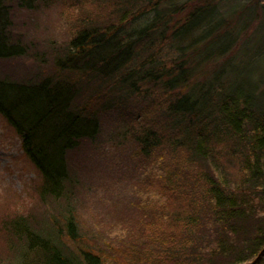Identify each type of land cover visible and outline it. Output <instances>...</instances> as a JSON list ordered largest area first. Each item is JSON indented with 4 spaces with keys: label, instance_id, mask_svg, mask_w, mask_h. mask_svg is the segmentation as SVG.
Returning a JSON list of instances; mask_svg holds the SVG:
<instances>
[{
    "label": "trees",
    "instance_id": "1",
    "mask_svg": "<svg viewBox=\"0 0 264 264\" xmlns=\"http://www.w3.org/2000/svg\"><path fill=\"white\" fill-rule=\"evenodd\" d=\"M54 1L0 0V59L33 61L0 117L36 170L0 264H264V0H66L64 37L12 31ZM106 159L134 186L89 220Z\"/></svg>",
    "mask_w": 264,
    "mask_h": 264
},
{
    "label": "rangeland",
    "instance_id": "2",
    "mask_svg": "<svg viewBox=\"0 0 264 264\" xmlns=\"http://www.w3.org/2000/svg\"><path fill=\"white\" fill-rule=\"evenodd\" d=\"M64 1L66 0H55L50 6H42L37 10H15L13 12L14 26L12 31L15 34H21L23 41L43 40L52 35L64 37L67 28L64 25L60 27L62 21L65 20L64 13L71 12V14H75L76 12L79 13L80 9L76 7L73 9L66 8V10L64 9ZM71 18L75 19L76 17ZM31 62L33 64L32 59L28 57H23L20 60L0 59V74L12 72L17 78L22 77L26 65L29 66ZM5 120L0 117V221L7 213L27 210L25 209L28 208L26 204L33 202L28 197L27 185L32 182V179L36 178L34 165L23 155L20 138ZM110 136L106 133L101 138L106 144L104 145L105 150L111 144ZM106 163L114 166L112 160L106 159L105 163H101L99 169L92 174L90 173L91 175H80L79 191H81V197L78 198V202L82 205V201L85 204L90 203V209H85L89 220L92 217L91 213H96L95 216L98 221L109 218L114 219L116 217L114 208L119 206L118 199H121L122 194L130 193L132 186H134L132 183L136 178V174L130 172L134 169L131 163L124 162L122 168H114L110 172H107L104 168ZM17 193L19 195L16 196ZM81 198H83L82 201ZM6 237L5 231L0 227V251L6 246Z\"/></svg>",
    "mask_w": 264,
    "mask_h": 264
}]
</instances>
